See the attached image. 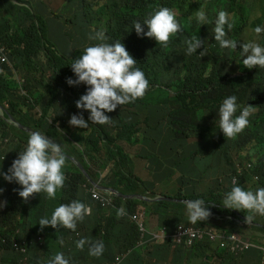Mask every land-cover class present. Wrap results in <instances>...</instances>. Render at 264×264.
<instances>
[{
	"label": "clouds",
	"instance_id": "9594fccd",
	"mask_svg": "<svg viewBox=\"0 0 264 264\" xmlns=\"http://www.w3.org/2000/svg\"><path fill=\"white\" fill-rule=\"evenodd\" d=\"M28 1L36 4L35 0ZM237 1L207 0L206 11L203 8L199 10V7L197 8L195 19L200 24L199 38L193 36L186 41L187 52L188 54L196 53V50L201 48L205 41L208 43L207 48H221L230 55L234 50H237L238 54H241L243 66L246 68H264V46L255 41L241 43L244 34L239 38L232 29L233 17L230 15V11L235 7ZM39 2H44V0H39ZM25 4L19 0L0 2V78L7 84L8 82L2 77V74L14 76L15 48H20L23 60L32 59L38 48L39 40L16 41L14 35L18 34L20 30L10 33L11 26L15 21H20V19L29 21L27 13L29 9L25 7ZM241 4L242 0H240V6ZM63 7L66 8V5ZM12 8L21 11L24 17L14 16L11 13ZM240 13L247 22L248 14L242 9ZM92 17L96 23L95 16ZM35 22L39 28L37 25L39 21ZM132 26L128 32L132 33L133 37L144 38L164 46H167L173 36L183 30L176 12L168 7H158L144 20L133 21ZM66 29H64L65 32ZM105 29L90 37V39L99 42L87 46L83 54L75 58L72 63L71 50L67 51L61 47L62 52H60L59 59H62L64 64L58 62V59L50 51L41 52L39 62L42 65L34 67L33 71H30L29 78L14 77L13 81L11 80V86L8 84V90L4 92V96L0 100V118L3 121V123L0 122V142L6 141L9 136L5 132L6 129L12 132L14 141L22 142L21 146L16 145L5 151L0 150V166L3 162H7L6 168L0 171V192L4 191V194H0V208L14 207L15 199L23 204L29 203L32 197L44 201L56 199L60 204L54 208L51 216L39 219L38 224L41 231L45 226H51L57 230L67 228L75 231L78 222H83L86 216L91 215L92 207L95 204L111 210L117 209V198L131 199L137 202L147 200L129 196H142L148 199L158 197L176 199L168 191V185L176 186L182 181H192L202 177L203 174L204 178L208 179L205 167H194L192 171L188 167L190 163L199 164L201 160L181 162L174 166L173 172L169 176H165L157 161L162 160L166 167H173L170 161L163 159V154H167L168 149L163 151L161 147H158L162 154L150 155L144 166H141V161L132 154L122 151V156L115 162L118 168L117 174L110 175L107 185H96L97 180L104 181L106 176L104 177L101 173L102 163L99 161L96 148L98 135L96 140L90 139L89 127L94 126L101 131L103 125L111 122L116 123L119 119L115 115L105 113L143 98L149 88V80L145 73L136 67L137 61L130 55V53L136 54L133 44L127 39H110ZM254 32L257 36H263L264 26H254ZM87 34L89 33L84 35L82 31L79 37H86ZM65 54L69 56L66 57ZM205 54L204 50L199 53L200 56ZM66 63H68V73H65ZM224 71L226 69H223L222 73ZM81 83L88 86L86 92H84ZM25 86L28 87L27 90H25ZM18 92L27 98V105L21 111V115L26 119L24 123L20 122L18 117L9 114V108L16 103L15 94ZM37 106L43 112L55 113L56 116L63 108L67 111L64 119L57 121L55 116L52 118V123L48 122L47 116H42L41 111L39 113L41 115L38 120L46 122L49 128L57 129L59 134L57 141L49 133H45L46 130L39 132L34 126L33 129L27 128L26 125H35L38 120L35 122L30 119L26 110ZM84 110H87L89 116L83 114ZM254 111L255 108L252 105L241 106L238 104L237 97L234 95L225 98L219 106V129L224 137L235 139L238 134L242 133L248 127L249 117L254 114ZM79 139L94 147V152H90L89 148L83 150ZM64 144L70 145L73 149L69 156L64 152ZM153 144L156 146L155 143ZM115 146L113 145V148ZM9 153L11 155L8 157ZM113 154L109 155V158ZM126 155L129 158H126ZM128 161L130 164L126 167L125 164ZM72 164L81 169L83 177L80 180L81 189L76 192L73 199L67 201L61 199L60 195L74 183L71 173ZM253 165L254 161L248 163L245 169L258 178V175L252 171ZM94 167L97 168V172L93 171ZM129 170L145 184L148 189L145 193L124 194L117 189L119 177L127 175ZM143 171L146 172V179L138 175V172ZM153 174H158L162 178L154 181ZM219 178L224 183V178L220 175L215 179H210L211 185L213 186L214 181L216 182ZM223 183L220 196H208L215 201L214 204L223 208L220 214L212 212L203 198L176 199L180 200L179 202L158 200L183 203L186 206L189 221L181 223L179 226L162 225L159 215L156 214L157 223L161 226L158 231L150 229L146 223L143 225L138 222L139 242L138 246L133 248L131 255L135 250L140 249L139 246L145 250L148 247L167 245L171 249L170 255L173 260L172 253L177 248L190 250L197 246L209 245L214 252L234 254L238 264H264V186L254 191L247 190L241 187L234 177L231 190L224 194ZM110 189L117 191L122 196H118ZM89 195L93 200L92 204L87 203ZM212 203L210 201L209 204ZM117 215L128 217L123 207L117 209ZM18 232L20 233V230ZM258 232L262 234H258ZM21 233L23 232L21 231ZM1 234H5L2 224H0V237H2ZM40 238L48 240L44 236ZM2 240L4 241V239ZM37 243L39 244L38 241ZM86 245L89 255L93 257L98 258L105 251L102 240L84 237L76 241V247L81 251ZM254 249L262 251L260 257ZM15 251L20 252L23 249L16 248ZM124 260L120 255L113 264H120ZM47 264H70V259L63 252H57L47 261ZM134 264H161V261L156 263L150 261L142 252L136 257ZM170 264H174L173 261ZM206 264H219V260L214 256L206 260Z\"/></svg>",
	"mask_w": 264,
	"mask_h": 264
},
{
	"label": "trees",
	"instance_id": "16d2710c",
	"mask_svg": "<svg viewBox=\"0 0 264 264\" xmlns=\"http://www.w3.org/2000/svg\"><path fill=\"white\" fill-rule=\"evenodd\" d=\"M47 2L55 4L56 0ZM206 2L207 0H199V2L195 0H77L79 15L82 18L90 15L92 19L94 15L97 25L100 23L105 25L106 34L110 39H127L133 44L136 54L130 53V55L136 59V67L140 68L149 80V88L143 98L118 106L116 111L105 113L115 115L119 121L123 120L124 125L121 130L125 134L123 136L125 140L131 141L135 146L153 142L163 151L167 148L168 153L163 154V159L170 161L173 168L166 167L162 160L157 161L165 176H169L173 172L174 166L181 162H197L200 159H209L212 162L209 157L211 153L221 156V160H223L224 151L228 149L226 145L234 146L239 151L247 149L249 156L254 159L252 171L258 175V178L248 171L242 173L246 168V164L242 161L239 162V171L236 172V176L241 187L252 190L254 184L262 183L264 185V68L257 69V71L249 70L243 66V58L237 50H234L230 55L221 48H207L208 43L205 41L203 46L196 50V53L188 54L186 41L193 36L199 38L200 24L195 19L196 7H199L198 10L203 8L206 11ZM39 4L37 5L39 6ZM158 7H168L176 12L183 29L173 36L167 46L150 42L144 38L133 37L132 33L128 32L130 26L133 27V21L144 20ZM241 9L248 14L247 22L240 13ZM39 11L40 8L35 9V12L27 10L31 25L20 29L18 34L14 35L16 41L39 40L37 51L32 59L23 60L22 51L18 47L15 48L14 67L16 69L23 67L29 73L33 71L34 67L42 65L39 62V54L47 48L46 39L60 47L65 45L64 39L51 33L44 22L37 24L39 28L35 25V21L43 18V16L40 17ZM230 15L233 20L235 18L240 20L238 27L234 23L232 27L240 38L246 30L244 26H247L252 16H254L252 24L255 27L264 26V0L260 4L242 0L240 8H231ZM73 21L76 22L77 27L85 25L84 20ZM59 27L63 30L66 29L64 23H59ZM262 34L264 36V33ZM73 39L75 41L68 39L67 42L72 51L71 63L83 54L87 46L99 42L93 40L85 43L77 35ZM252 41L264 46V37L260 36ZM243 42L244 39L241 40V43ZM77 45H81L80 50L75 49ZM203 50L206 54L200 56L199 53ZM45 57L48 56L45 55ZM57 61L64 64L62 59ZM223 69L228 72L222 73ZM81 85L86 92L88 86L83 83ZM254 85L257 86V90ZM24 88L28 89L27 86ZM7 90L8 84L0 78V100ZM231 95L237 97V103L241 106L249 104L255 108L254 114L249 117L248 127L235 139L224 137L219 129V106L225 98ZM15 101L16 103L9 108V114L18 117L19 121L24 123L26 119L21 115V111L27 105V98L18 92L15 94ZM137 103L142 105L140 109L133 108V105ZM201 106L205 108L204 115L203 112H194L197 107ZM152 108L155 111L153 115ZM147 110H150L151 114H148ZM0 122L3 123L1 118ZM161 126L170 129L174 135L172 137L162 136ZM98 139L101 143L102 140L108 143L107 135L98 136ZM187 139L192 140L195 150L187 152L181 147L183 143L188 142ZM120 148V145H116L111 149L109 155L114 153L113 150L116 151ZM126 158L129 157L126 155ZM221 160H218V166ZM129 164L128 161L125 166L128 167ZM232 181L231 178L226 177L223 187H228L230 191L233 186ZM203 187V177H199L192 181H182L176 186L168 185L167 189L176 199L203 198L212 212L220 214L223 208L214 204L215 201L208 197L209 193L213 192V186L211 185L210 191L203 190ZM117 189L124 194L145 193L148 190L145 184L130 170L127 175L119 177ZM87 198V203L92 204L91 196L89 195ZM210 201L213 203L209 204ZM59 204L60 202L56 199L44 201L32 197L30 202L25 204L15 199L14 207L19 208L20 211H15V215L11 218V228L5 234H1L0 252L7 249L13 250V240L22 242L28 251L43 249L39 247L37 241L33 242L35 237L32 233L27 234L26 231V235L22 233L23 236L19 232L13 236L10 234H13L17 229V217L22 215L26 217L29 212H34V216H38L39 219L44 216L50 217L54 208ZM116 206L117 209L123 207L128 217L118 216L117 209L104 211L103 207L95 204L92 207L91 215L86 216L83 222L77 224L78 232L84 230V234H90L88 238L104 242L105 251L98 258L89 255L87 245L83 251L77 249L76 241L84 237L70 229L60 228L56 231L50 226H45L41 231L40 225H38V230L41 233H48L47 244L51 246L54 253L59 252L54 250V247H61L63 253L70 259V264H96L105 261L108 264H113L120 255L122 260L125 259L120 264H134L136 257L142 252L148 260L155 261V263L161 261V264H170L172 261L174 264H206V260L214 256L219 260V264H238L234 254L214 252L209 245L197 246L190 250L177 248L172 253L173 260L170 255L171 249L167 245L148 247L145 250L139 246L140 249L135 250L131 255L133 248L138 246L139 242L138 222L145 225V216L148 213L154 216L158 214L162 225L179 226L181 223L189 221L186 206L176 202H137L120 198L116 199ZM32 209L35 211H31ZM3 221L4 215L2 214L0 224L3 225ZM67 234H72V236L66 237ZM13 254H18V252L13 250ZM19 259H23V256H20ZM28 260L31 264L39 262L38 258ZM25 262L18 264H25Z\"/></svg>",
	"mask_w": 264,
	"mask_h": 264
},
{
	"label": "rangeland",
	"instance_id": "374dc122",
	"mask_svg": "<svg viewBox=\"0 0 264 264\" xmlns=\"http://www.w3.org/2000/svg\"><path fill=\"white\" fill-rule=\"evenodd\" d=\"M2 1L3 0H0V2H2ZM21 1L25 2L26 3L25 7L28 8L32 12H35V9L40 8L39 15H40V17L43 16V18L39 19V22L42 24L43 20H45L44 23L46 24V26L49 27L48 29L50 30V32L53 34H57L64 39L65 45H64V47H62V49H66L67 51L71 50L69 44L67 43L68 39L73 40L72 38L74 37V35L79 36V35H81L82 31H83L84 35L86 33H89L86 35V37L82 38L85 43H88L90 41L95 40V39H90V37L95 36V34L98 31H104V29H105L103 24L97 25L93 21V17L91 19L90 15L87 16L86 18H82L79 15V7L77 4V0H56L55 4L48 3L47 2L48 0H44V2H41V4H39L40 3L39 0H35L36 4H33V3L29 2L28 0H21ZM195 1L199 2V0H195ZM250 1H251V3H257V4L261 3V0H250ZM37 4H39V6ZM63 5H66V8H64ZM239 6H240V0H238L235 4L236 8H238ZM196 8H198V6ZM11 13L14 14V16L24 17V14L21 11H17L15 8L11 9ZM70 20H84L85 25L77 27L76 22L70 21ZM253 20H254V16H252L250 18V20L247 24L245 33H244V35H242V39H244L243 43L250 42L253 39H257L261 36V35L257 36V34L254 32V25L252 24ZM30 23H31V21H22L21 19H20V21H15L11 26V32L10 33H14L17 30H20L24 27H27L30 25ZM59 23H64L65 26H67L66 32L59 27ZM233 23L236 27H238L240 24V20H238V18H235L233 20ZM261 37H264V36H261ZM96 41H98V40H96ZM45 42L47 44L46 50L50 51L55 56L56 59H59L60 52H62L61 47L58 44L50 41L49 39H46ZM48 47H49V49H48ZM75 49L80 50L81 45H77V47H75ZM65 56L68 57L69 55L65 54ZM66 65H67V70L65 73H68V71H69L68 70V63H66ZM247 69H249V68H247ZM257 69H261V68L260 67H253L249 70L257 71ZM13 70H14V76H12L10 74H2V77L4 79H6V81L8 82V84L10 86H11V80L13 81L14 77L15 78H18V77L29 78V76H30V73L25 71L23 67L16 69L13 66ZM226 72H228V70L224 71L223 73H226ZM254 88H255V90L258 89L256 85H254ZM141 106L142 105L137 103V104L133 105V108L134 109H140ZM116 110H114V111H116ZM26 111H27V114L29 115V118L35 122L39 119V117L41 115V114H39L40 111L42 112V116L48 117L49 123H52V118L56 116L55 113L50 114V113L43 112L39 106H37L36 108H27ZM154 112H155L154 108H152V115L154 114ZM194 112L195 113L196 112H203V115H204L205 114V108L203 106L197 107ZM147 113L151 114V111L147 110ZM66 114H67V111L63 108V110L57 114L55 119L57 121L62 120V119H64ZM83 114L89 116V113H87V110H84ZM216 117H217V114H216ZM122 122H123V120H121V121L117 120L116 123L111 122L110 124L103 125L101 127V131H99L94 126L89 127V136H90L89 138L90 139L96 140L97 135L101 136V137H103L104 135H107V138H108V143H106L104 140H102V143L100 142L99 139L96 140V148H97V152L99 154V161L102 163L101 173L103 174L104 177L106 176L104 181L97 180L96 185H101V184L107 185L108 184L107 180L110 179V175L117 174L118 168L116 167L117 163L115 164V162L122 156V151L123 152L126 151L127 153L132 154L137 160L141 161V166H144V163L150 158V155H161L162 154L161 149L156 147L153 144V142H150V144L135 146V145H132L131 141L125 140V138L123 137V136H125V134L121 130L122 126L124 125V122L123 123ZM26 126H27V128H30V129H33V126H34L37 128V131H39V132H43L46 130L45 133H49L56 141H57V135L59 136L57 129L49 128V125L46 122H44L43 120H38L35 125L30 124V125H26ZM5 132L8 133L9 136H8L6 141L0 142V150L1 151H5L8 149L14 148L16 145L21 146L22 142L21 141H14L13 134L9 129H6ZM161 134H162V136H169V137H172L174 135L170 129H168L166 127H162V126H161ZM79 135H80V133H79ZM77 138H79V137H77ZM187 140H188V142L183 143L181 145V147L184 150H186L187 152H189L191 150H195V147H193V145H192V140L191 139H187ZM194 140H195V138L193 139V141ZM80 144L83 146V148H82L83 150L89 148L90 152L91 151L94 152V147H92L91 145H88L86 143V141L80 140ZM117 144L121 145V148L118 149L117 152L115 150H113L114 154L111 158H109V152H111V149H113V145H117ZM226 146L228 149L226 151H224L223 160H221V156H215L213 153H211V154H209V157L212 160V162H210L209 159H205V160L200 159L201 162L199 164L190 163L188 165L189 169H191V171H192L193 170L192 168H194V167H198V168L199 167L200 168L205 167L207 169L206 177L208 179H215L217 176H220V175L223 176L224 180L226 177H229L232 180L234 177L237 179L236 172L239 171V162L242 161L247 166V164L250 162L252 163L254 161V159L248 155L247 149H246V151H239L234 146H229V145H226ZM63 148H64V152L68 156H69V153L73 152V149L71 148L70 145L64 144ZM10 155H11L10 153L7 154L8 157ZM218 160H221V163L219 166L217 165ZM6 165H7V162H3L0 166V171L5 169ZM93 171L97 172V168L94 167ZM245 171H247V170L244 169L242 171V173ZM71 173L73 174L74 183L71 184V186H69L68 189L60 195L61 199L67 200V201L70 199H73L76 192L81 189L80 180L83 177L81 169L79 167L77 168L74 164H72V166H71ZM145 173H146L145 171L138 172V175L141 178L146 179ZM152 178L154 179V181H157V180L161 179L162 176H160L158 174H153ZM0 182H1V179H0ZM263 186L264 185H262V183H258L256 185L254 184L252 190L254 191L257 188L263 187ZM228 191H229L228 187H224L223 193L225 194ZM0 194H4V191L0 192ZM15 211H20V210L17 207H12L9 209H1L0 208V212L4 215V221H3L4 232L8 231L11 228L10 220L15 215ZM31 211H35V209H32ZM104 211H108V209L104 208ZM12 213H14V214H12ZM17 222H16V227H17V229L20 230V233H21V231L23 233H25V235H26V231H27V234L32 233L33 236L35 237L33 242L38 241L39 246L43 247L45 250L43 249L41 251H28L26 245H24L22 242L13 240L12 241L13 250L15 251L16 248H22L23 251L18 252V254H13L12 249H7V250L1 251V253H0V264H18V263H23L25 261H26L25 264H31L28 259H33V258L39 259L38 264H41V263L47 264V261L49 259H51L55 255V253L53 252V249L47 244L45 239L40 238L41 236L48 238V233L39 232V230H38V225H39L38 224V222H39L38 216H34V212H29L28 216H26V217H23V215L21 217L20 216L17 217ZM145 222H146L147 227H149L152 230L158 231L161 229V226L157 223V217L152 215L151 213L150 214L148 213L145 216ZM26 227H27V230H26ZM17 229L14 231L13 234H10V235L13 236L15 233H17ZM54 230L57 231V229H54ZM73 232H75L77 235L78 234L82 235L83 237H88L90 235L89 233L84 234V232H85L84 230H80V232H78V226H77L76 230ZM22 236H23V234H22ZM70 236H72V234L66 235V237H70ZM52 239L54 240V236L52 237ZM54 250L59 251V252H63L61 247H54ZM254 250L257 253V255L260 257L262 251L260 249H254ZM114 251H116V249H114ZM15 252H17V251H15ZM20 256H23V259H19ZM65 256L67 257V255H65ZM95 258H97V257H95ZM4 259H6V260H4ZM96 264H108V262L107 261L97 262ZM129 264H132V263H129Z\"/></svg>",
	"mask_w": 264,
	"mask_h": 264
},
{
	"label": "crops",
	"instance_id": "0c3cea01",
	"mask_svg": "<svg viewBox=\"0 0 264 264\" xmlns=\"http://www.w3.org/2000/svg\"><path fill=\"white\" fill-rule=\"evenodd\" d=\"M202 177H203V185H204L203 190L208 189L210 191V188H211L210 179L204 178V174H203ZM215 183L217 185V188L216 189H215ZM222 183H223V181H222L221 178L217 179L216 182L214 181V184H213V192H210L209 195H213V196H216V197L217 196H220V194L222 192ZM258 234H262V233L258 232Z\"/></svg>",
	"mask_w": 264,
	"mask_h": 264
},
{
	"label": "water",
	"instance_id": "95a60500",
	"mask_svg": "<svg viewBox=\"0 0 264 264\" xmlns=\"http://www.w3.org/2000/svg\"><path fill=\"white\" fill-rule=\"evenodd\" d=\"M113 193L117 194L118 196H122L121 194H119L117 191L113 190V189H110ZM131 198H139V199H143V200H147V201H158V200H169V201H176V202H179L180 200H176V199H169V198H165V197H158L156 199H148V198H145V197H142V196H129Z\"/></svg>",
	"mask_w": 264,
	"mask_h": 264
}]
</instances>
